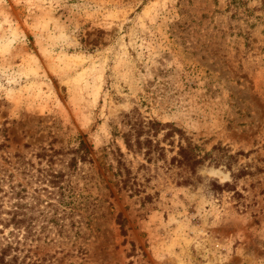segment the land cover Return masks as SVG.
I'll return each mask as SVG.
<instances>
[{"label":"rangeland","instance_id":"obj_1","mask_svg":"<svg viewBox=\"0 0 264 264\" xmlns=\"http://www.w3.org/2000/svg\"><path fill=\"white\" fill-rule=\"evenodd\" d=\"M132 112L174 123L202 154L222 146L232 158L214 155L181 185L162 160L128 154L134 172L149 167L138 172L153 195L144 204L121 187L110 154L115 142L126 151L115 133ZM80 139L92 148L76 179L90 176L86 207L63 220V237L51 230L23 256L264 264V0H0V176L12 173L25 201L47 199L36 168L48 157L38 153ZM18 155L34 168L22 172ZM70 156L56 155L55 169Z\"/></svg>","mask_w":264,"mask_h":264},{"label":"trees","instance_id":"obj_2","mask_svg":"<svg viewBox=\"0 0 264 264\" xmlns=\"http://www.w3.org/2000/svg\"><path fill=\"white\" fill-rule=\"evenodd\" d=\"M122 123L125 127L124 131L115 135L119 136L126 151L115 142L110 154L116 162V175L120 177L121 187L131 195L144 193L142 199L144 204L151 202L153 195L146 193L142 187L138 172L141 168L149 169V167L141 163L134 172L127 164L128 154H141L147 164L162 160L167 170L174 174L176 182L181 185L192 184V175L196 174L197 167L207 159L215 157L214 161L220 162L223 158H232L222 146L214 147L216 155L215 152L202 154L201 147L174 123L148 119L135 112L126 114ZM160 135L163 137L160 138ZM166 142L170 148L166 147L164 144ZM47 152L43 148L42 152L38 153L41 160L48 157L47 166L40 163L36 168L41 180L47 184L42 188L46 192L47 199L32 194L30 197L32 201H25L28 191L20 182L13 181V174L4 172L0 176V264H47L46 257L34 258L28 255L29 252L23 256L24 244L28 241H39L51 230L58 238L63 237L65 232L63 220L86 207V202L89 200V195L85 192L88 189L90 176L88 177L87 172L81 174L80 178L87 180L83 185L76 179L82 171L81 165L93 162L90 144L80 139L78 146L73 149L62 151L51 148L50 153ZM169 153L175 154L168 157ZM67 154L71 155L68 160L63 161L60 169H55V156ZM18 157L21 159H18L17 166L23 168L22 172L30 171V167L34 168L33 164L27 166L21 155ZM215 184L218 190L226 186L218 181ZM75 224L76 221L73 220L72 225ZM117 224L122 234L126 235L125 220L118 216ZM49 261L53 262L51 259Z\"/></svg>","mask_w":264,"mask_h":264}]
</instances>
